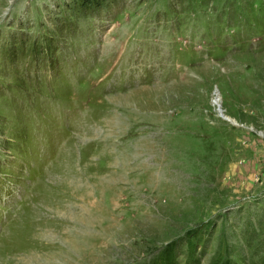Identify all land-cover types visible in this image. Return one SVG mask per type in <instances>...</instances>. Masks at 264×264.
Listing matches in <instances>:
<instances>
[{
    "label": "rangeland",
    "instance_id": "obj_1",
    "mask_svg": "<svg viewBox=\"0 0 264 264\" xmlns=\"http://www.w3.org/2000/svg\"><path fill=\"white\" fill-rule=\"evenodd\" d=\"M0 264H264V0H0Z\"/></svg>",
    "mask_w": 264,
    "mask_h": 264
},
{
    "label": "bare ground",
    "instance_id": "obj_2",
    "mask_svg": "<svg viewBox=\"0 0 264 264\" xmlns=\"http://www.w3.org/2000/svg\"><path fill=\"white\" fill-rule=\"evenodd\" d=\"M216 98H215V101L213 102L214 104H215V106L218 108L219 107V109H218V111L219 112H221L222 113V117H224V116H226V114L224 113V112H226V110L223 108V105H222V102H221V97H220V95L219 94H216ZM226 119H228V118H226ZM42 259V258H41ZM44 261V260H43ZM42 261V262H43Z\"/></svg>",
    "mask_w": 264,
    "mask_h": 264
}]
</instances>
